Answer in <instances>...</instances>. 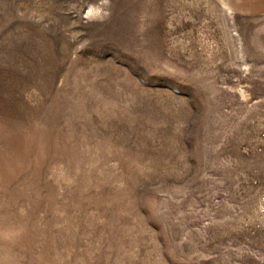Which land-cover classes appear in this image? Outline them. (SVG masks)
Masks as SVG:
<instances>
[{
    "label": "rangeland",
    "instance_id": "rangeland-1",
    "mask_svg": "<svg viewBox=\"0 0 264 264\" xmlns=\"http://www.w3.org/2000/svg\"><path fill=\"white\" fill-rule=\"evenodd\" d=\"M0 264H264V13L0 0Z\"/></svg>",
    "mask_w": 264,
    "mask_h": 264
},
{
    "label": "crops",
    "instance_id": "crops-1",
    "mask_svg": "<svg viewBox=\"0 0 264 264\" xmlns=\"http://www.w3.org/2000/svg\"><path fill=\"white\" fill-rule=\"evenodd\" d=\"M234 14L258 15L264 13V0H216Z\"/></svg>",
    "mask_w": 264,
    "mask_h": 264
}]
</instances>
